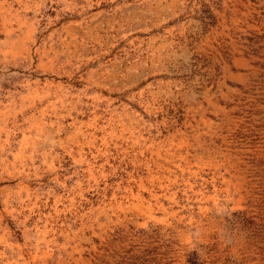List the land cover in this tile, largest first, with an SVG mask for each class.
<instances>
[{
    "label": "rangeland",
    "instance_id": "1",
    "mask_svg": "<svg viewBox=\"0 0 264 264\" xmlns=\"http://www.w3.org/2000/svg\"><path fill=\"white\" fill-rule=\"evenodd\" d=\"M0 264H264V0H0Z\"/></svg>",
    "mask_w": 264,
    "mask_h": 264
}]
</instances>
